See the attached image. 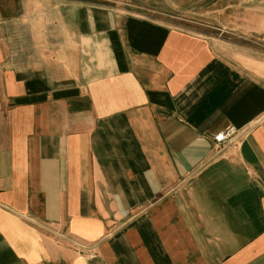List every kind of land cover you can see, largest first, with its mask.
<instances>
[{
	"label": "crops",
	"instance_id": "0c3cea01",
	"mask_svg": "<svg viewBox=\"0 0 264 264\" xmlns=\"http://www.w3.org/2000/svg\"><path fill=\"white\" fill-rule=\"evenodd\" d=\"M123 1L0 0V264H264V0Z\"/></svg>",
	"mask_w": 264,
	"mask_h": 264
},
{
	"label": "rangeland",
	"instance_id": "374dc122",
	"mask_svg": "<svg viewBox=\"0 0 264 264\" xmlns=\"http://www.w3.org/2000/svg\"><path fill=\"white\" fill-rule=\"evenodd\" d=\"M135 10L153 18L200 34L216 35L220 31L212 27L217 23L209 16L208 7L201 8L204 1L193 0H125ZM199 5V7H197Z\"/></svg>",
	"mask_w": 264,
	"mask_h": 264
},
{
	"label": "built area",
	"instance_id": "2783aa9c",
	"mask_svg": "<svg viewBox=\"0 0 264 264\" xmlns=\"http://www.w3.org/2000/svg\"><path fill=\"white\" fill-rule=\"evenodd\" d=\"M236 133H237V129L235 127H230L228 130L219 133L216 137L217 146L221 147L228 144V142H230L233 139ZM81 248L85 249L87 247L81 246ZM95 255L96 253L94 252V250H92L90 252V256L94 257Z\"/></svg>",
	"mask_w": 264,
	"mask_h": 264
}]
</instances>
